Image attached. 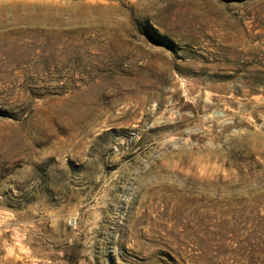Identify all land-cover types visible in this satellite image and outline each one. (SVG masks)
<instances>
[{
    "label": "rangeland",
    "instance_id": "rangeland-1",
    "mask_svg": "<svg viewBox=\"0 0 264 264\" xmlns=\"http://www.w3.org/2000/svg\"><path fill=\"white\" fill-rule=\"evenodd\" d=\"M0 264H264V0H0Z\"/></svg>",
    "mask_w": 264,
    "mask_h": 264
}]
</instances>
